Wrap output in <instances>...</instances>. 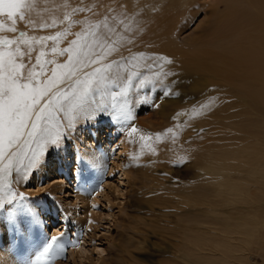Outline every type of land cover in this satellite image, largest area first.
<instances>
[{
	"label": "bare ground",
	"instance_id": "1",
	"mask_svg": "<svg viewBox=\"0 0 264 264\" xmlns=\"http://www.w3.org/2000/svg\"><path fill=\"white\" fill-rule=\"evenodd\" d=\"M88 2L89 10L84 12V15H78V10H72L83 5V0H27L32 7L24 9L23 21L19 17L16 18L17 21H21V24L17 23L20 26L16 23L13 25L6 16L0 17V22L4 24V28L0 29V38L13 40L12 45L0 46V51L6 54L5 60L7 53L14 52L17 47L21 52L30 51V58L24 56L26 70H34L37 73H41L42 70V74L35 79L37 82L43 81L40 85L43 86L52 79L54 70L57 76L68 70L64 65L68 63L69 53L61 55V49L75 48L76 51L72 55L77 59L95 58L96 52L102 49L107 53V60L113 63V71L120 72L122 82L129 76H132L133 81V87L127 96L116 100L115 110L110 107L111 97H102L101 94L94 93L89 98V104L108 105L106 114L100 116H108L110 119L120 115L121 107L133 115L132 112L137 106L146 108V112L156 109L157 114L164 117L169 107L190 100L186 113L170 117L169 123L172 129L181 128V124L188 125L189 128L185 126L188 135L197 129L196 126L204 128L202 138L194 143L190 140L189 144H186L189 147L185 146V152L192 160L194 168L192 183L187 188L188 203L199 208L202 217L200 219L197 212L193 211L199 219L191 215L189 217L191 220L188 221L201 220L192 222L194 225L198 223L195 226L201 227L195 229L191 227L193 224H190L188 231L191 232H185L187 229L184 228L186 233L183 236L184 248L180 253L177 251L178 255L173 258L176 261L169 263L248 264L246 262L250 260L249 254H253L262 257L264 264L262 247L264 245L258 247L264 238V0H210V2L88 0ZM220 6H223L222 10L219 9ZM201 13L204 18L197 21L196 18ZM71 21L74 23L73 26L69 24ZM35 23H42L41 26L45 24L49 28L36 29L39 26ZM10 27H15L16 31L9 32L7 29ZM64 28H68L66 32H63ZM121 30L122 32L118 33ZM187 32L190 33L183 42L177 40ZM20 33L24 35L21 36ZM57 33L63 35L57 39H50L56 37ZM72 41L78 43L72 45ZM94 45L97 47H93ZM53 48L56 49L55 53L52 52ZM41 52L45 55L40 56ZM169 60L172 62L169 63ZM90 70L84 69V72ZM158 73L164 74L157 78ZM80 77L83 78V72L80 73ZM141 79L150 82L141 86L139 84ZM112 90L118 91L116 88ZM60 116L63 117L64 114L60 113ZM63 122L67 123L66 120ZM78 134L76 130L69 133L71 144L68 143L69 138L63 140L62 143L67 149L75 145ZM182 137L180 139H183ZM169 140L172 141V148L176 145L180 147L182 144L181 140L178 141L173 136L169 137ZM32 148L35 149L36 145L33 144ZM5 152V159L0 163V167L8 164L11 159L7 155V148ZM64 152L65 148L61 149L56 157L65 155ZM84 155L91 168L94 167L93 170H99V166L105 162V152L101 149H91ZM28 156H31V152ZM27 164L28 158L25 157L19 165L20 172L17 173L15 168L12 170L10 177L13 184L10 187L16 194L27 181L30 170L27 169L25 175ZM75 164L77 179L80 171L77 157ZM49 169L47 167L39 169L38 186L39 181L50 174ZM99 179L95 171L89 179V188L85 190L82 186H75L77 187L75 195L85 199L95 193ZM57 183L62 184V181ZM57 188L59 187L50 185L44 194L48 195L51 191L55 194ZM7 191L5 188L4 193L7 194ZM96 195L92 202L95 201ZM37 206L41 208L45 205L44 203L28 205L24 202L6 204L0 209V264H27L30 260H36L45 242L23 222L28 216L27 209L33 212ZM9 209H14L17 219L25 226V230H19L21 237L17 240L11 235L12 231L17 229L9 221ZM185 214L187 215L186 212ZM185 214L182 213L181 216ZM64 216L67 220L70 218L65 213ZM181 221L185 223L180 224H187L185 217ZM84 227H92L91 221L86 224L78 220L75 225V235L78 236L76 239L70 241L63 235L58 236L60 239L53 247V254L41 256L39 264H63L62 260L67 257L68 252L71 257L77 253L75 255L80 262L88 259L83 257L85 253H79L80 248L77 247L80 230ZM87 237L93 241L89 234ZM122 246L116 245L119 255L127 252ZM109 255L108 259L100 258L101 264L115 262L113 256L116 254L113 255V252L109 251ZM97 263L98 258L87 264ZM131 264H134V261Z\"/></svg>",
	"mask_w": 264,
	"mask_h": 264
},
{
	"label": "rangeland",
	"instance_id": "2",
	"mask_svg": "<svg viewBox=\"0 0 264 264\" xmlns=\"http://www.w3.org/2000/svg\"><path fill=\"white\" fill-rule=\"evenodd\" d=\"M87 2L88 0H83V5H80L82 7L78 6L72 11L78 10V15H84V12L89 10V2ZM207 9L206 11H208ZM219 9L222 10L223 6H220ZM201 15L197 16V21L204 18L202 13ZM19 22L21 24L20 20H16V25H19L17 24ZM73 22L71 21L69 24L73 26ZM35 24L39 26L36 29L49 28L45 24L41 26L42 23H40L41 25ZM68 28L70 27L68 26ZM67 29L64 28L63 32H66ZM121 32L122 30L118 33ZM190 32L183 34L177 40L183 42ZM190 103V100L187 99L176 106L174 105L178 106L176 109L174 106L169 107L166 109L164 117H160L156 109L146 112V108L137 106L136 110L134 109L132 112L133 118L126 122L122 119L118 121L110 119L108 116H98L94 121L79 124L75 129L79 132L75 145L69 149L63 143L59 147H50L41 157L40 165L29 170L27 181L17 192L18 195L23 194L25 197L20 204L24 202H27L28 205L44 203L45 206L41 208L37 206L33 211V214L39 218L40 224L39 221L32 223L29 216L23 223H27L29 230L47 242L51 237L61 235L70 241L76 239L78 236L75 235V225L78 220L84 221L86 224L91 221L92 227H88L90 229L84 227L80 230V241L77 242V247L80 248L79 253H85L83 257L88 259L80 262L75 255L77 253L71 257L67 250V257L62 260L63 264H87L90 261L93 262V259L96 261L97 258L99 260L97 264H101L100 258H110L109 251H112L113 255L116 254L113 256L114 263L119 259L116 264H131L133 261L134 264H166L165 262L171 264L176 261L173 258L178 255L177 251L180 253V250L184 248L183 236H185V232H191L188 231L189 225L201 221H197L201 216L200 209L188 203L187 188L192 183L194 168L185 149L189 147L186 144H189L190 140L194 143L202 138L204 128L196 126L197 129L188 135V125L181 124V128L172 129L169 123L172 116L186 113L185 110L189 108ZM182 118L180 119L183 120ZM133 128L136 129L135 132L132 131ZM171 130H173L172 133ZM172 136L176 137L178 141L181 140L180 143L183 145L181 144L180 147L176 145L172 148V141L169 140V137ZM67 138H69L68 143L71 144L69 134ZM163 146L167 149H164ZM63 148H65L64 153L66 154L56 157ZM97 148L105 152V162L103 161V165L99 166V170H93L94 167L91 168L84 154ZM76 157L80 164L77 179L75 177ZM185 157L188 158L185 159ZM42 167L50 168V174L39 181L40 185L38 186L37 175ZM95 171L100 178L97 181L96 192L85 199L77 197L75 189L78 186L84 187L85 190L88 189L89 179L95 174ZM8 180L13 184L11 177ZM75 180L77 181L75 182ZM58 181H62V184H58ZM50 185L59 187L57 193L54 194L51 191L48 195L44 194L45 189H49ZM12 188L15 189V186ZM92 191L89 192L92 193ZM94 195H96L95 201L92 202ZM193 211L197 212L196 214L199 216H195ZM64 213L70 216L68 220ZM180 213L185 215L181 216ZM191 215H194V218L197 217L196 221V218L192 221L193 223L189 222ZM181 217L183 220L185 217L188 227L187 224H180V222L185 223V221H181ZM188 219L190 220L188 221ZM195 225L193 224L191 227H197ZM200 227L198 226L197 229ZM88 234L93 241L87 237ZM11 235L15 240L21 237L19 230H13ZM261 241L263 242H260L258 247L264 245V238ZM125 242L130 243L126 244ZM116 245H125L122 247L127 252L119 255L120 252L116 251ZM262 247L264 248V246ZM254 249L256 250V247ZM98 255L100 256L98 257ZM249 256L250 260L246 263L263 264L262 257L260 259L253 254H249ZM128 260L129 263H127ZM170 261L172 262L169 263Z\"/></svg>",
	"mask_w": 264,
	"mask_h": 264
},
{
	"label": "snow or ice",
	"instance_id": "3",
	"mask_svg": "<svg viewBox=\"0 0 264 264\" xmlns=\"http://www.w3.org/2000/svg\"><path fill=\"white\" fill-rule=\"evenodd\" d=\"M26 7L29 9L32 7L27 0H0V17L6 16L15 25L17 17L21 21L25 19ZM3 28V22H0V29ZM7 30L15 32L16 28L10 27ZM20 35L23 36L24 33ZM61 35L63 34L57 33L56 37L50 39H57ZM77 43L78 41H72V45ZM12 44L13 40L0 38V46ZM75 51V48L61 49V55L65 52L69 53L68 63L64 65L68 70L59 76L54 70L52 79L43 86H40L43 81L37 82L35 79L42 74V70L41 73L26 70L24 56L30 58V51L21 52L17 47L14 52L7 53V60H5V52L0 51V163L5 159L6 148L7 155L11 157L8 164L0 167V209L6 204H20L25 199L23 194L18 195L11 189V181L7 179L11 176L13 168L17 173L20 172L19 165L23 158H28L25 170L27 175V169L38 167L44 153L50 147H59L79 124L94 121L98 116L106 114L108 105L88 103L94 93H99L102 97H111L110 107L115 110L116 100L127 96L133 87L132 76L122 82L120 72L113 71V63L107 60V53L102 49L96 52L95 58L88 59L74 58L72 53ZM52 52L55 53L56 49L53 48ZM44 55L43 52L40 53V56ZM171 62L169 60V63ZM37 65H39V56ZM158 66L149 65V67ZM89 68L90 71L84 72V69ZM82 72L83 78L80 77ZM162 74L164 73H158L157 78ZM148 82L150 81L141 79L139 84L144 86ZM113 88L118 91H113ZM119 112L120 115L115 117L118 121L122 119L126 122L133 118L131 112L123 107ZM60 113L64 116L61 117ZM64 120L67 123H64ZM132 131L135 132L136 129L133 128ZM33 144L36 145L35 149L32 148ZM29 152L31 156H28ZM5 188L8 189L7 194L4 193ZM24 207L27 208L26 205ZM9 213V221L13 227L20 231L25 230V226L17 219L14 209H9ZM27 215L31 222H36L37 218L31 209H27ZM59 239V237H51L37 254L36 260H30L27 264H39L41 256L52 255L53 247Z\"/></svg>",
	"mask_w": 264,
	"mask_h": 264
}]
</instances>
